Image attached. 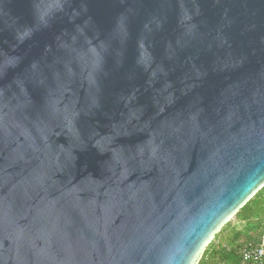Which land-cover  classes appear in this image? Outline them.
Instances as JSON below:
<instances>
[{"label": "water", "instance_id": "obj_1", "mask_svg": "<svg viewBox=\"0 0 264 264\" xmlns=\"http://www.w3.org/2000/svg\"><path fill=\"white\" fill-rule=\"evenodd\" d=\"M264 188V0H0V264H198Z\"/></svg>", "mask_w": 264, "mask_h": 264}, {"label": "trees", "instance_id": "obj_2", "mask_svg": "<svg viewBox=\"0 0 264 264\" xmlns=\"http://www.w3.org/2000/svg\"><path fill=\"white\" fill-rule=\"evenodd\" d=\"M235 217L239 218L242 224L256 227V235L247 237L242 245H235L234 247L225 246L223 242H219L214 246L210 244V247L208 246L209 249H206L198 264H243L242 251L246 247H249V245L255 244L261 238L264 231V188L260 190ZM228 224H226L223 229ZM239 237H237V235L234 236V238L237 239Z\"/></svg>", "mask_w": 264, "mask_h": 264}, {"label": "rangeland", "instance_id": "obj_3", "mask_svg": "<svg viewBox=\"0 0 264 264\" xmlns=\"http://www.w3.org/2000/svg\"><path fill=\"white\" fill-rule=\"evenodd\" d=\"M256 230V227L242 224L239 218L234 217L230 220L229 224L224 229H221L219 234L215 236V238L211 241L210 244L211 246H214L217 245L219 242H223V245L231 247H234L235 245H242V243L247 237L256 235ZM235 235H237V237H240L238 239L234 238ZM206 249L208 250L209 248L207 247ZM206 249L204 250L201 258L203 257Z\"/></svg>", "mask_w": 264, "mask_h": 264}, {"label": "built area", "instance_id": "obj_4", "mask_svg": "<svg viewBox=\"0 0 264 264\" xmlns=\"http://www.w3.org/2000/svg\"><path fill=\"white\" fill-rule=\"evenodd\" d=\"M243 264H264V231L261 238L242 251Z\"/></svg>", "mask_w": 264, "mask_h": 264}]
</instances>
